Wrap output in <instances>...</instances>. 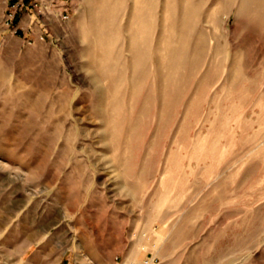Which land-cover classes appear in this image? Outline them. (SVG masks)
Returning a JSON list of instances; mask_svg holds the SVG:
<instances>
[{
    "label": "rangeland",
    "instance_id": "rangeland-1",
    "mask_svg": "<svg viewBox=\"0 0 264 264\" xmlns=\"http://www.w3.org/2000/svg\"><path fill=\"white\" fill-rule=\"evenodd\" d=\"M61 1L0 0V236L76 264H264V0ZM95 83L131 93L103 128Z\"/></svg>",
    "mask_w": 264,
    "mask_h": 264
},
{
    "label": "crops",
    "instance_id": "crops-1",
    "mask_svg": "<svg viewBox=\"0 0 264 264\" xmlns=\"http://www.w3.org/2000/svg\"><path fill=\"white\" fill-rule=\"evenodd\" d=\"M42 1L52 6H59L64 3L61 0H54L55 4H53V0ZM7 2L9 6L13 7L16 3H20V0H7ZM31 2L32 0H25L22 6H18L16 8V11L20 12V17L23 14L28 13L27 9ZM18 25L19 20L15 23L17 32L21 30V27ZM35 240L28 237H16V234L12 231L3 233L0 236V264H63L64 262L71 263L70 258H73L74 260V257L76 256V248L80 249V247L76 245L73 249L74 252H68V250H70V247L67 248V250H65L64 252H47L44 247L45 245L43 244V241L40 239L36 240V242ZM34 242L39 244L40 246L37 247ZM105 253L108 254V252ZM141 257L142 254L138 252V254H136V258L134 259L140 262L139 260Z\"/></svg>",
    "mask_w": 264,
    "mask_h": 264
},
{
    "label": "bare ground",
    "instance_id": "bare-ground-1",
    "mask_svg": "<svg viewBox=\"0 0 264 264\" xmlns=\"http://www.w3.org/2000/svg\"><path fill=\"white\" fill-rule=\"evenodd\" d=\"M149 13V12H148ZM151 15H152V13H151ZM180 20V19H179ZM181 22V21H180ZM96 84V83H95ZM121 84V83H120ZM96 86H97V84H96ZM108 95V93L104 90V88H102L100 85L99 86H97V88H96V98L93 100V102H92V106H91V108H90V110L93 112V114H94V116L98 119V121H99V124H98V127L99 128H103V126H104V124H103V121L105 120L104 119V109H106V112H112V110H110L109 108L111 107V106H114V105H116L117 103H118V101L119 100H122V105H124V106H126L127 105V103H128V100H129V97L131 96V93L128 95V98L126 99V104H124L125 103V101L123 102V99H116L114 96H111L112 98H110V97H108L107 95ZM151 94H152V96L153 95H156L155 94V91L154 90H152V92H151ZM157 96V95H156ZM105 97V98H104ZM140 101H141V99H140V97L137 95V97H135V99H134V95H133V99H132V103H135V104H138V103H140ZM156 103H157V101L156 100H154L153 98H152V106H153V108H155V106H156ZM138 106H139V108H138V110L137 111H141V105L140 104H138ZM38 110V109H37ZM132 110H134V109H132ZM90 114V113H89ZM21 115V114H20ZM106 115V114H105ZM22 116V115H21ZM94 122V121H93ZM23 124V123H22ZM27 126H28V120H26L25 122H24V128H27ZM46 129H49L48 127H46ZM25 132H26V129H25ZM105 132H106V130L104 129H101L100 130V134L98 135L100 138H102V139H106V135H105ZM91 139V138H90ZM105 145H106V143H105Z\"/></svg>",
    "mask_w": 264,
    "mask_h": 264
},
{
    "label": "built area",
    "instance_id": "built-area-1",
    "mask_svg": "<svg viewBox=\"0 0 264 264\" xmlns=\"http://www.w3.org/2000/svg\"><path fill=\"white\" fill-rule=\"evenodd\" d=\"M24 0H20V3H16L14 6L18 7V6H22L23 5ZM40 0H32V2L29 4V7H31L33 10H38L40 11ZM15 15V11L14 12H9L8 13V20L9 22L7 23L8 26L11 24V22L13 21ZM59 17L61 20H66L69 18V14L68 12H66V10L60 12ZM113 263L114 264H160L159 260L157 257L153 256L152 254L149 256L148 254L145 256V258H143L140 262H138L136 259L134 258H124L123 256L116 254L113 257ZM63 264H76V263H70V262H64Z\"/></svg>",
    "mask_w": 264,
    "mask_h": 264
},
{
    "label": "trees",
    "instance_id": "trees-1",
    "mask_svg": "<svg viewBox=\"0 0 264 264\" xmlns=\"http://www.w3.org/2000/svg\"><path fill=\"white\" fill-rule=\"evenodd\" d=\"M25 1V0H24Z\"/></svg>",
    "mask_w": 264,
    "mask_h": 264
}]
</instances>
